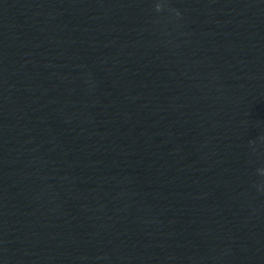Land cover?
<instances>
[{"label": "water", "instance_id": "1", "mask_svg": "<svg viewBox=\"0 0 264 264\" xmlns=\"http://www.w3.org/2000/svg\"><path fill=\"white\" fill-rule=\"evenodd\" d=\"M264 0H0V264H264Z\"/></svg>", "mask_w": 264, "mask_h": 264}, {"label": "clouds", "instance_id": "2", "mask_svg": "<svg viewBox=\"0 0 264 264\" xmlns=\"http://www.w3.org/2000/svg\"><path fill=\"white\" fill-rule=\"evenodd\" d=\"M260 174H261V175H264V172H261Z\"/></svg>", "mask_w": 264, "mask_h": 264}]
</instances>
